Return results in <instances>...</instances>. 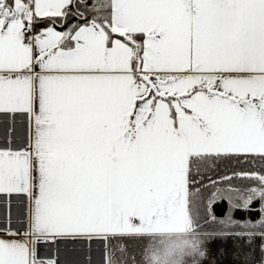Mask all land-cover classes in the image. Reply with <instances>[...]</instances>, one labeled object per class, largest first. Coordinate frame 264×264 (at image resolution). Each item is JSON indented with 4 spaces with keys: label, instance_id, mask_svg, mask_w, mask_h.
Here are the masks:
<instances>
[{
    "label": "snow or ice",
    "instance_id": "obj_1",
    "mask_svg": "<svg viewBox=\"0 0 264 264\" xmlns=\"http://www.w3.org/2000/svg\"><path fill=\"white\" fill-rule=\"evenodd\" d=\"M0 124V264L264 239V0H0Z\"/></svg>",
    "mask_w": 264,
    "mask_h": 264
},
{
    "label": "trees",
    "instance_id": "obj_2",
    "mask_svg": "<svg viewBox=\"0 0 264 264\" xmlns=\"http://www.w3.org/2000/svg\"><path fill=\"white\" fill-rule=\"evenodd\" d=\"M223 167V166H221ZM229 204L227 200L216 203L211 211L219 218L228 214ZM246 213L236 211L234 213L236 220H243ZM206 232L209 234L206 240L207 258L204 264H264V239L259 235L249 237L247 234H241L238 230L232 233L220 234L208 225H205ZM133 249L142 247V244L133 242ZM155 245L148 244L145 249L149 254ZM182 259L180 255L173 258L174 264H179ZM171 259L164 261V264H170ZM146 264H156L155 261L146 260ZM159 264H162L159 261Z\"/></svg>",
    "mask_w": 264,
    "mask_h": 264
},
{
    "label": "crops",
    "instance_id": "obj_3",
    "mask_svg": "<svg viewBox=\"0 0 264 264\" xmlns=\"http://www.w3.org/2000/svg\"><path fill=\"white\" fill-rule=\"evenodd\" d=\"M17 128H18V130L22 131V129H20L19 124L17 125ZM4 133H5L4 126L2 124H0V142H3ZM0 211H2V208H0ZM15 211H16V205L13 204V213H14V215H15ZM170 236H176V235H174V234L161 235L159 237H156L154 239V241L151 242V243H149V244H151V245H158L160 242H163L164 240H166L165 238L170 237ZM92 256H93V259L94 260H98L99 259V256H98V253L96 252L95 247H93ZM61 259L62 260H66V261L83 260L84 259V254L82 252H80L79 250L73 251L72 249H68L65 252L62 249Z\"/></svg>",
    "mask_w": 264,
    "mask_h": 264
},
{
    "label": "rangeland",
    "instance_id": "obj_4",
    "mask_svg": "<svg viewBox=\"0 0 264 264\" xmlns=\"http://www.w3.org/2000/svg\"><path fill=\"white\" fill-rule=\"evenodd\" d=\"M163 242H160L158 245H155L154 249L158 251L160 255V260L162 264L167 259H171L170 264L173 263V258L179 255V242L180 238L178 236H170L165 238ZM157 244V243H156ZM175 245V247H174Z\"/></svg>",
    "mask_w": 264,
    "mask_h": 264
}]
</instances>
